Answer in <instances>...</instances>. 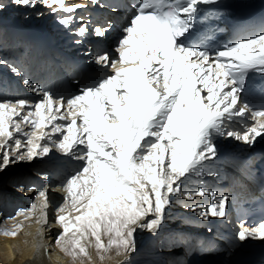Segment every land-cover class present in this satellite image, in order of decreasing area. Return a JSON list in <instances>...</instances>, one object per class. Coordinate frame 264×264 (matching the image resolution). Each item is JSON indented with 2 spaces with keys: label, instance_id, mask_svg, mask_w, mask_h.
Segmentation results:
<instances>
[{
  "label": "snow or ice",
  "instance_id": "obj_1",
  "mask_svg": "<svg viewBox=\"0 0 264 264\" xmlns=\"http://www.w3.org/2000/svg\"><path fill=\"white\" fill-rule=\"evenodd\" d=\"M89 5L130 11L116 55L98 53L92 63L105 74L68 99L25 78L24 86L40 97L35 103L0 100V174L21 162L43 160L53 150L80 162L61 188L64 202L52 227L62 231L55 245L74 264L81 258L91 264L89 248L101 262L115 250L125 257L122 264H131L135 233L140 229L159 236L173 197L209 198L208 203L194 201L191 210L208 223L226 218L229 197L218 196L200 181L220 175L218 138L242 142L248 150L264 138V83L259 105L251 98L255 90L250 93L249 83L255 77L264 81V17L259 24L241 22L238 29L248 34L213 56L198 24L224 16L225 0H118L111 5L102 0H0V13L8 6L46 8L63 29L78 25L74 35L80 45L89 34L104 37L112 29L109 24L89 30L90 22L77 16V10ZM240 5L245 6L244 0ZM37 175L47 180L46 174ZM193 183L199 186L190 187ZM19 190L36 191L39 205L19 209L10 219L35 217L37 224H49L48 185ZM22 230L18 224L0 229V235L15 238ZM233 241L229 253L249 242L264 244V222L241 221ZM168 243L186 245L189 254L204 251L179 236L169 237Z\"/></svg>",
  "mask_w": 264,
  "mask_h": 264
},
{
  "label": "bare ground",
  "instance_id": "obj_2",
  "mask_svg": "<svg viewBox=\"0 0 264 264\" xmlns=\"http://www.w3.org/2000/svg\"><path fill=\"white\" fill-rule=\"evenodd\" d=\"M4 2L7 4L8 0H4ZM27 10L29 9H18L15 6H8L2 13H0V32L1 34L4 33L3 37H6V50L8 54L6 57V64H8L7 66H14L19 72L20 69L22 70L20 76L13 74L9 78L11 79V82L8 85L9 91L5 97L9 98V100L25 99L35 103L40 97L37 93L28 90L24 86L23 80L25 78H33V85H38L39 87L40 84L46 83L45 78L52 68L51 64L53 58H55L59 65L68 73L73 72L77 67L86 66L87 64L97 67L92 61L98 52L96 50H91L89 45L94 35L89 34L83 38L84 42L80 45L75 43V40L78 37L74 35V30L78 25H73L72 30H65L56 22L57 17L51 14L46 8L42 7L35 9L33 15L32 13H29L27 19L22 22V20L19 19V15H23L25 13L24 11ZM38 12H43V15L38 16ZM77 16H82L85 22H89L90 20V16L84 12L77 13ZM39 19L41 20L40 22H38ZM91 27L92 23H89L90 31ZM42 46L46 49H42ZM109 47L110 49H108L107 52L110 55L115 56L116 53L114 48H112V43L109 44ZM47 50L49 53L47 54V57H45L43 52H47ZM86 52L90 54L85 55ZM16 55L18 57H16ZM72 85L73 90L69 93L61 92L53 94L57 97L63 96L65 99H68L73 95H78L80 89L75 86L76 82L72 81ZM4 89V84L0 83V95H3L2 91ZM248 123H253V121L249 120ZM217 145L219 148L217 170L220 175L218 177L205 176L200 181V185L207 186L215 191L218 196H229V193H227V186L232 178L234 179L235 176H237L236 164L241 163L254 168L255 164L259 162L258 157L264 152V138H258L257 146L254 150H248L242 142L231 139L218 138ZM79 163L80 162L63 156L61 153L57 154V152L53 150V152L50 153V156L45 157L43 160L38 158L30 163H18L14 167L9 168L6 173L11 171L7 174V177L8 179L15 178L16 181H20L25 177L22 184L24 187H32L36 190H40L44 184H47L49 212L58 203L63 204V198L65 195L61 190L63 182L75 172ZM34 169L35 173H33ZM37 172L46 174L47 180H44L42 176L37 175ZM196 186L199 185L195 183L190 185V187ZM19 189L20 187L16 186V183L10 185V187L0 188V201L4 202V207L6 206L2 216H0V229L12 230L18 224L23 225V222L26 220L23 216H20L12 221H6L8 218L7 216L11 215V213H7L8 208H12V210L18 207L19 209H29L27 207L32 202L39 205V201L36 200V191L21 192ZM173 200L175 202L162 226L163 231L159 236H154L150 232L146 233L138 240V244H136L137 250L131 256L147 254L151 255L152 258H154V256L158 257V254L155 255L148 253V250L152 247L151 242L153 240L165 236L187 237L188 234H192L193 238V235H196L194 238L195 240L188 239V241L194 244L200 240V237L203 238V242H201V244L199 242L198 245L203 248L204 251H196L199 254L196 256L195 264H235L238 258L256 248V244H261L255 242L248 243L247 246L229 253L227 249L228 246L234 242V231L232 230V222L229 218L230 211L228 206L226 207V218L223 220L212 218V222L208 223L201 220L198 211H192L190 205L194 201L208 203L209 198L197 196L194 197L193 201H189L184 197H173ZM56 215L55 217L53 216L50 224L41 225L36 223L26 231L22 230L15 238L0 235V264H73V261H71L70 258L68 260L64 259V254H62L53 243L60 230L58 226L52 227L55 223ZM194 224L198 226V228L195 229L189 227ZM5 225L7 228H5ZM41 228H43L44 231L42 235H39L38 231ZM210 228L211 231H209ZM38 244L43 245L39 250H37L36 247ZM182 247L185 252L186 245L183 246L182 244ZM176 251L182 253L180 252L181 250L163 251L161 253L163 256L166 255L165 259L171 260V254H174ZM89 253L93 260H95V252L93 248H89ZM168 254L169 256H167ZM124 259L125 257L121 255L119 262L115 259V261H108L106 264H122ZM95 263L97 264V262Z\"/></svg>",
  "mask_w": 264,
  "mask_h": 264
},
{
  "label": "rangeland",
  "instance_id": "obj_3",
  "mask_svg": "<svg viewBox=\"0 0 264 264\" xmlns=\"http://www.w3.org/2000/svg\"><path fill=\"white\" fill-rule=\"evenodd\" d=\"M6 2V1H5ZM31 11V12H30ZM25 13L23 14V15H19V19L20 20H22V22L23 21H25L26 19H27V16H29V13L31 14L32 13V15H33V13H35V10H32V9H29V10H27V11H24ZM41 20L39 19L38 20V22H40ZM1 29V28H0ZM4 34H1V32H0V53H1V55H0V60H2V61H5L6 62V60H4V59H6V57H7V50H6V37H3L2 38V36H3ZM6 51V52H5ZM6 54H5V53ZM6 55V56H5ZM4 57V58H3ZM4 65V66H3ZM6 64H0V76L2 77H0V81L1 82H3L4 81V85H6V82H8V81H10L9 80V76H11L12 75V72H11V70H9V73H8V69H10V68H8V66L6 65ZM3 66V67H2ZM2 67V68H1ZM6 69H5V68ZM6 70V71H5ZM4 71V72H3ZM6 75H5V74ZM9 74V75H8ZM7 76V77H6ZM4 77V78H3ZM5 79H6V81H5ZM4 93H5V90L3 91ZM0 100H8V99H6V98H4L3 96H0ZM57 154H58V152H57ZM23 167V166H22ZM13 171V170H12ZM11 171H9V172H5L4 174H0V188H5V187H10V185H14L15 183H16V186H18V187H21L22 186V184H23V182H24V179H25V177L24 178H22L20 181H16V179L15 178H13V179H8V177H7V174H9ZM33 173H35V169H34V171H33ZM22 181V182H21ZM33 201V200H32ZM33 203V202H32ZM32 203L30 204V205H32ZM3 204H4V202L3 201H0V215H2V213H3V211H4V209H6V206L4 207L3 206ZM30 205H28V207L27 208H30L31 206ZM60 205L62 206L63 204L61 203V204H57L55 207H53L49 212H48V220H49V224L51 223V221H52V219H53V216L55 217V215H56V210L60 207ZM58 207V208H57ZM19 210V207L18 208H14L13 210H12V208H8L7 209V213H11V215H8L7 217V219H6V221H8V220H11L12 221V219H10V217H12V216H14L15 215V213L17 212ZM52 217V218H51ZM55 219V218H54ZM10 222V221H9ZM24 224H23V230H28L29 229V227H31V226H33L34 224H36V222H35V218H33V219H31V220H25L24 222H23ZM26 226V228H25V226ZM195 226V227H194ZM190 228H198V226H196L195 224L194 225H190L189 226ZM5 228H7L6 227V225H5ZM62 231V229H60L59 230V233ZM146 233H148L147 231H144V230H140V229H138L137 230V232L135 233V241H136V244H138V240L139 239H141ZM194 236V238H195V236L196 235H193ZM140 237V238H139ZM189 237V238H188ZM165 238V239H164ZM168 238L169 237H160V238H157V239H155V240H153L152 242H151V244H152V247H151V249L150 250H148V253H151V254H155V255H159L158 257L157 256H154V258H152V256L151 255H147V254H142V255H139V256H131L130 257V260H131V264H192V262L194 261V259L196 258V256H197V254H199V253H197V252H193V253H188L187 251H185L184 252V250H183V247H182V244H176V245H171L170 246V244L168 243ZM183 239H185V240H195L193 237H192V234H188V236L187 237H182ZM202 237H200L199 239L200 240H198V242L197 243H195V244H198L199 242H200V244H201V242H203V238L201 239ZM56 239V238H55ZM55 239H54V241H53V243H54V245H55ZM104 240H105V242H107V238L106 237H104L103 238ZM167 239V240H166ZM162 241H163V243H162ZM169 244V245H168ZM184 246V245H183ZM170 248V249H169ZM94 250V249H93ZM171 250H178V251H180V252H182V253H178L177 251L176 252H174V254H171L172 255V257H171V260H169V259H165V257H166V255H162V253L161 252H163V251H165V252H167V251H171ZM94 252H95V250H94ZM155 252H157V253H155ZM49 253H51V252H49ZM48 253V254H49ZM63 254V253H62ZM161 254V255H160ZM178 255V256H177ZM121 256V255H120ZM120 256H117L116 254H115V250H113L110 254H108V256L106 257L107 259H105L104 261H100L99 259H98V256H97V253L95 252V255H94V258H95V260H93V258H92V262H91V264H96L95 262H97V264H106V262H110V261H115V259H116V261L117 262H119L120 261ZM167 256H169V254L167 255ZM177 256V257H176ZM63 257H64V259L66 260H68L69 259V257H67V256H65V255H63ZM142 257H144V258H142ZM148 257H149V259H148ZM118 258H119V260H118ZM162 261H161V260ZM107 260V261H106ZM72 261V260H71ZM94 261V262H93ZM160 261V262H159ZM157 262V263H156ZM70 263V262H69ZM73 264H74V262H72ZM75 264H89V261L86 259V258H81V260H77V261H75Z\"/></svg>",
  "mask_w": 264,
  "mask_h": 264
},
{
  "label": "water",
  "instance_id": "obj_4",
  "mask_svg": "<svg viewBox=\"0 0 264 264\" xmlns=\"http://www.w3.org/2000/svg\"><path fill=\"white\" fill-rule=\"evenodd\" d=\"M196 258H197V257H196ZM196 258L194 259L193 264H195V260H196Z\"/></svg>",
  "mask_w": 264,
  "mask_h": 264
}]
</instances>
